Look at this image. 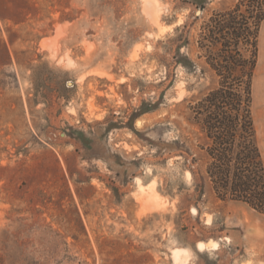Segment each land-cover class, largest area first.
Returning a JSON list of instances; mask_svg holds the SVG:
<instances>
[{"label":"rangeland","instance_id":"obj_1","mask_svg":"<svg viewBox=\"0 0 264 264\" xmlns=\"http://www.w3.org/2000/svg\"><path fill=\"white\" fill-rule=\"evenodd\" d=\"M237 1L0 0V264H264L191 110L217 85L202 26Z\"/></svg>","mask_w":264,"mask_h":264},{"label":"trees","instance_id":"obj_2","mask_svg":"<svg viewBox=\"0 0 264 264\" xmlns=\"http://www.w3.org/2000/svg\"><path fill=\"white\" fill-rule=\"evenodd\" d=\"M264 0H238L203 24L199 47L217 85L191 105L205 134L206 172L222 200L264 214V151L254 113V78Z\"/></svg>","mask_w":264,"mask_h":264},{"label":"crops","instance_id":"obj_3","mask_svg":"<svg viewBox=\"0 0 264 264\" xmlns=\"http://www.w3.org/2000/svg\"><path fill=\"white\" fill-rule=\"evenodd\" d=\"M261 74H264V21L261 25L260 35H259V59H258V65L255 73L254 82ZM257 85H259V88L263 90L262 102L264 103V77H261L258 80Z\"/></svg>","mask_w":264,"mask_h":264},{"label":"bare ground","instance_id":"obj_4","mask_svg":"<svg viewBox=\"0 0 264 264\" xmlns=\"http://www.w3.org/2000/svg\"><path fill=\"white\" fill-rule=\"evenodd\" d=\"M151 13V11H150ZM138 183H139V186H140V195H141V198L144 200V199H148V200H158L157 198V191H155V189L153 187H150V188H147L144 184H142V181L140 178H138ZM146 202V201H145ZM148 206H150V204H148ZM147 206V207H148ZM153 208V207H152ZM148 209V208H147ZM215 244V243H214ZM199 248L203 249L205 248L206 246V243L203 242V241H200L199 244H198Z\"/></svg>","mask_w":264,"mask_h":264}]
</instances>
